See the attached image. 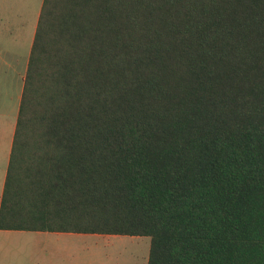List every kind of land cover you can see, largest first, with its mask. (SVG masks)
<instances>
[{"label": "trees", "instance_id": "1", "mask_svg": "<svg viewBox=\"0 0 264 264\" xmlns=\"http://www.w3.org/2000/svg\"><path fill=\"white\" fill-rule=\"evenodd\" d=\"M0 228L264 264V0H42Z\"/></svg>", "mask_w": 264, "mask_h": 264}, {"label": "crops", "instance_id": "2", "mask_svg": "<svg viewBox=\"0 0 264 264\" xmlns=\"http://www.w3.org/2000/svg\"><path fill=\"white\" fill-rule=\"evenodd\" d=\"M35 10H30L31 0H0V200L3 190L17 113L23 89L24 76L28 56L20 60V54L11 51V60L8 54L10 48H18L22 40H33L42 0L33 1ZM8 23H15L12 31ZM14 32V44L6 45L5 34ZM10 47V48H9ZM30 51V49H29ZM72 233H95L73 231H49L28 229H1L0 228V264H20L19 256L25 250L41 248L50 241L65 242ZM117 234V233H115ZM129 235V234H128ZM138 236V235H133ZM53 252V251H51ZM13 259H11L10 257Z\"/></svg>", "mask_w": 264, "mask_h": 264}, {"label": "rangeland", "instance_id": "3", "mask_svg": "<svg viewBox=\"0 0 264 264\" xmlns=\"http://www.w3.org/2000/svg\"><path fill=\"white\" fill-rule=\"evenodd\" d=\"M31 0L30 10H35V3ZM4 24V21H0ZM13 31L15 23H8ZM14 32L5 34L6 45L14 44ZM11 51L20 54V60L28 56L29 39L22 40ZM65 242L50 241L41 248L27 249L19 256L20 264H147L150 247V236H133L115 233H72ZM53 251V252H51ZM10 257V256H9ZM13 259L12 257H10ZM1 263L4 261H0ZM10 264H13L12 261Z\"/></svg>", "mask_w": 264, "mask_h": 264}]
</instances>
